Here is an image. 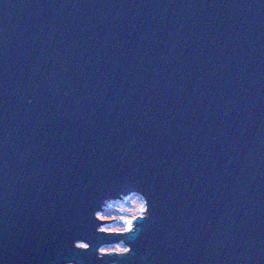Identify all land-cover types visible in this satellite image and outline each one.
Here are the masks:
<instances>
[{
	"label": "water",
	"instance_id": "95a60500",
	"mask_svg": "<svg viewBox=\"0 0 264 264\" xmlns=\"http://www.w3.org/2000/svg\"><path fill=\"white\" fill-rule=\"evenodd\" d=\"M67 259L264 264V0H0V264Z\"/></svg>",
	"mask_w": 264,
	"mask_h": 264
},
{
	"label": "clouds",
	"instance_id": "9594fccd",
	"mask_svg": "<svg viewBox=\"0 0 264 264\" xmlns=\"http://www.w3.org/2000/svg\"><path fill=\"white\" fill-rule=\"evenodd\" d=\"M31 100H29V103ZM123 190H128V186H123ZM138 193L136 197L139 198V202L135 204L134 208L124 209L123 212L127 214L121 215H106L107 209L101 205L98 208L93 209L91 216L92 219L96 222L94 225V231L96 234H105L106 233H120V239L114 240H105L103 242L98 243L95 256L97 260H103L107 256H112L115 254L118 257L128 256L133 252L132 243L129 242L126 237L129 234H134L137 231L138 225L134 222L138 220H145L150 217V208H149V200L143 195L139 189H135ZM108 197L107 199H110ZM113 203L109 205V208H112ZM121 221V223H116L113 226H104L105 224L111 223H103L97 224V221L108 222V221ZM72 248L87 252L91 250V244L83 238H77L72 240L71 244ZM65 264H77L75 259H67ZM115 264V262H113Z\"/></svg>",
	"mask_w": 264,
	"mask_h": 264
},
{
	"label": "rangeland",
	"instance_id": "374dc122",
	"mask_svg": "<svg viewBox=\"0 0 264 264\" xmlns=\"http://www.w3.org/2000/svg\"><path fill=\"white\" fill-rule=\"evenodd\" d=\"M139 202V198L136 197V194H132V195H129L126 197L125 201L122 199L120 201H111L110 204L113 203V206L112 208H109V212H107L106 215H121V214H127V213H124L123 210L124 209H127V208H134L135 207V204ZM112 222V221H111ZM109 223V222H108ZM116 223H121V221H113V223L111 224H105L104 226H113L114 224Z\"/></svg>",
	"mask_w": 264,
	"mask_h": 264
},
{
	"label": "built area",
	"instance_id": "2783aa9c",
	"mask_svg": "<svg viewBox=\"0 0 264 264\" xmlns=\"http://www.w3.org/2000/svg\"><path fill=\"white\" fill-rule=\"evenodd\" d=\"M122 199L125 201L126 197H123ZM109 205H110V202H107L106 205H105V207H104L105 209H107V212H109ZM107 212L105 214H107ZM109 223H113V221L112 222H109Z\"/></svg>",
	"mask_w": 264,
	"mask_h": 264
}]
</instances>
